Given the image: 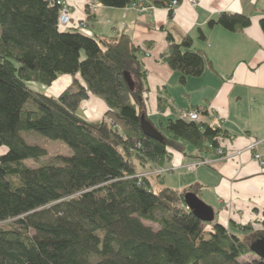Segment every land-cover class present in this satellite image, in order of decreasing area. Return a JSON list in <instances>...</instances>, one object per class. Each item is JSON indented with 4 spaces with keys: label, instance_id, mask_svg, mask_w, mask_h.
<instances>
[{
    "label": "trees",
    "instance_id": "trees-1",
    "mask_svg": "<svg viewBox=\"0 0 264 264\" xmlns=\"http://www.w3.org/2000/svg\"><path fill=\"white\" fill-rule=\"evenodd\" d=\"M57 1L0 0V264H264L250 249L264 236V216L230 227L203 222L188 208L187 191L139 177L164 165L172 152L186 153L188 145L196 150L192 159L203 157L204 147L219 146L220 127L177 117L161 119L156 128L144 111V52L131 35L62 28ZM99 1L124 8L138 0ZM145 1L168 7L173 0ZM251 22L222 12L208 27L236 32ZM260 25L264 30V18ZM167 39L162 57L180 72V83L200 76L206 57L191 37L176 42L168 33ZM64 75L75 78L59 96L29 86L49 87ZM90 95L107 105L98 126L77 116ZM159 102L163 109L164 99ZM142 116L161 141L146 136ZM31 132L63 142L71 153L27 166V159L49 154L26 139Z\"/></svg>",
    "mask_w": 264,
    "mask_h": 264
},
{
    "label": "crops",
    "instance_id": "crops-1",
    "mask_svg": "<svg viewBox=\"0 0 264 264\" xmlns=\"http://www.w3.org/2000/svg\"><path fill=\"white\" fill-rule=\"evenodd\" d=\"M89 1L72 0V26L86 21L85 26L93 35L130 34L134 44L144 52L140 55L147 72L143 85L149 91L150 101L152 96L159 99L161 94L164 101L175 102L174 93L181 91L187 99V107L181 111L198 109L201 122L220 127L219 147L226 151L243 149L235 159L218 160L194 172L181 166L194 161L191 155L196 152L194 147L191 151L186 148V153L174 151L168 166L181 165L163 175V185L196 193L214 208L217 221L228 227L233 222L262 220L264 164L254 159L255 151L250 152L246 147L253 140H262L257 152L264 158V30L260 25L264 18V0H197L195 4L180 0L172 16L167 7L157 5L143 14L129 6L104 5L92 12ZM222 12L247 15L251 17V25L236 32L221 25L208 27V22ZM168 33L176 42L190 36L193 48L205 54L203 73L188 77L185 84L179 81L180 72L163 60L162 55L169 47ZM74 78L61 76L48 88L56 96L66 90ZM135 82L141 83L138 79ZM81 107L90 121L101 120L107 110L104 100L95 95L84 100Z\"/></svg>",
    "mask_w": 264,
    "mask_h": 264
},
{
    "label": "rangeland",
    "instance_id": "rangeland-1",
    "mask_svg": "<svg viewBox=\"0 0 264 264\" xmlns=\"http://www.w3.org/2000/svg\"><path fill=\"white\" fill-rule=\"evenodd\" d=\"M70 1H72V0H70ZM72 5H73V2L71 4V6ZM72 21L73 20H71V24H73ZM85 25L87 26L86 23H85ZM72 84H73V82H72ZM72 84L69 87H72ZM29 86L32 89H35L37 91H42L44 93H47L49 96H54V92L53 91H51L47 86H45V85H43V84H41L39 82H29ZM60 94H58L56 96H59ZM174 95L176 97V101L175 102H169V100H168V102L165 101L164 102L165 107L163 109H161L160 105H158L159 99H157L155 97V95H154V97L152 96V99L150 101L149 100L150 99L149 91L146 90V91L143 92V98H144V102H145L144 111H145V113H146V115L148 117H151V120H152V122H153V124L155 125L156 128L160 127V120L161 119H167L171 115H172L171 118L180 117L179 113H180L181 109L187 107V102H186L187 99L185 100V96H186L185 94H183L181 91H178V92L176 91L174 93ZM160 96L162 98H164L163 95L160 94ZM82 102H81V104H82ZM159 104H160V102H159ZM158 106H159V109H158ZM106 112H107V110H106ZM105 113H104L102 119L105 117ZM77 116L80 119H82V120H85V121L88 120L89 121V119L86 118V116L84 115V110H83L82 107L77 112ZM108 120H109V122L113 123V120L111 118H109ZM100 122H101L100 120L92 121V123L94 125H97V126L100 124ZM25 137H26V139L29 142L34 143V144H39V145L45 147L48 150V152H49L48 156L46 158L41 159L40 161H34L32 159H27L25 161V164L27 166L35 167V166H38V165L42 164L43 162L53 163V162H56L55 157L57 155H60V154L61 155H65V154H70L71 153L69 148L61 141L49 140V139L44 138V137H42V136H40V135H38L36 133H33V132L27 133ZM191 148H192V146L188 145L187 151H191ZM4 151H5V148L2 149V152H4ZM176 152H178V151H176ZM172 156H173V153H172ZM171 159H172V157L168 161H165V164L162 165V166H158V167H155V168H150L149 167L147 170L144 169L145 171L153 172L155 174L160 169H164L165 170V171L161 172L162 174H156V175L152 174V175L149 176L154 183L157 182V183L160 184V182H162V177H164L163 175L165 173H167L169 171L172 172V171L180 168L181 164H178V166L172 165L174 167H169L170 165L168 166V163H170ZM166 166H168V167H166ZM181 166L184 167L185 165H181ZM172 168H173V170H171ZM157 177H159V178H157ZM158 179L160 181H158ZM204 197H206V192H204ZM214 205H215L214 207L216 209L219 208V206L217 204H214ZM217 220H218V216H216V218H215V221H217ZM252 258H253V255H249V256H246V257H242L241 261L244 262V261H247V260H251Z\"/></svg>",
    "mask_w": 264,
    "mask_h": 264
},
{
    "label": "built area",
    "instance_id": "built-area-1",
    "mask_svg": "<svg viewBox=\"0 0 264 264\" xmlns=\"http://www.w3.org/2000/svg\"><path fill=\"white\" fill-rule=\"evenodd\" d=\"M191 3L195 4L197 0H189ZM179 0H173L171 5L167 7L169 10H174L177 4H179ZM57 4L60 6L59 10V17H58V23L62 28L70 27L72 26L71 20H72V9L71 4L72 1L70 0H58ZM103 6V4L99 0H90L88 7L91 9L92 12H96L97 8H100ZM133 10L137 11L138 13H147L152 11L156 8L154 5L148 4L145 0H138L135 2H131V4L128 5ZM77 28L87 34H91V32L86 28L85 23H80L77 25ZM145 55H148L146 53ZM180 117L189 120V121H200L201 111L198 109H190L187 111H181ZM262 143V140H253L249 143V145L246 147V150L250 152H254V159L260 162L261 164H264V158L263 156L257 152L258 146ZM243 152V149H239L236 151H226L222 147L215 146L214 144H209V146L204 147L202 149V155L203 157L198 158L184 166V168L189 172H194L201 166H211L216 163L218 160H231L235 159L238 156H240ZM212 154L209 155V154ZM165 171L164 169H160L156 172V174H162L161 172ZM155 174L153 172H142L139 174V177H149L150 175ZM155 174V175H156ZM158 176V175H157Z\"/></svg>",
    "mask_w": 264,
    "mask_h": 264
},
{
    "label": "water",
    "instance_id": "water-1",
    "mask_svg": "<svg viewBox=\"0 0 264 264\" xmlns=\"http://www.w3.org/2000/svg\"><path fill=\"white\" fill-rule=\"evenodd\" d=\"M125 78L130 88H133L134 83L131 76L126 74ZM141 126L146 136L155 140H162L160 132L153 126L151 122L145 119L144 116L141 117ZM185 201L190 211L201 221H215L216 214L214 208L203 201L196 193L191 191L187 192L185 194ZM250 249L258 257L264 259V236L258 237L256 240L251 242Z\"/></svg>",
    "mask_w": 264,
    "mask_h": 264
}]
</instances>
